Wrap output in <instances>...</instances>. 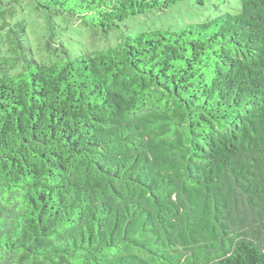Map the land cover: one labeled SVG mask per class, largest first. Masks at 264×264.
<instances>
[{"label":"trees","instance_id":"obj_1","mask_svg":"<svg viewBox=\"0 0 264 264\" xmlns=\"http://www.w3.org/2000/svg\"><path fill=\"white\" fill-rule=\"evenodd\" d=\"M181 1L10 0L34 50L0 0V264H264V0L122 30ZM68 23L120 41L75 56Z\"/></svg>","mask_w":264,"mask_h":264},{"label":"rangeland","instance_id":"obj_2","mask_svg":"<svg viewBox=\"0 0 264 264\" xmlns=\"http://www.w3.org/2000/svg\"><path fill=\"white\" fill-rule=\"evenodd\" d=\"M9 1L3 3L4 8L11 9L13 14L25 19L34 50H39L38 47L43 48L47 34L46 16L42 12L35 11L25 2L11 4L8 3ZM238 7L239 0H183L164 10H152L144 15L134 16L122 24V30L130 34L154 29L180 31L226 12L237 13ZM125 25L127 28L124 27ZM63 27L65 28L66 25ZM60 35L70 52L77 56L81 51L92 52L117 45L121 30L104 34L96 28L80 23H68V28L61 31Z\"/></svg>","mask_w":264,"mask_h":264}]
</instances>
